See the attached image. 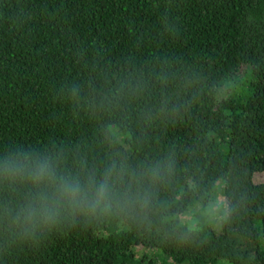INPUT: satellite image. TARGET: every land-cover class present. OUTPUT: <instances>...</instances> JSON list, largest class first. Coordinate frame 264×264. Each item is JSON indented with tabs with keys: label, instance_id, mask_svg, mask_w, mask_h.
<instances>
[{
	"label": "trees",
	"instance_id": "trees-1",
	"mask_svg": "<svg viewBox=\"0 0 264 264\" xmlns=\"http://www.w3.org/2000/svg\"><path fill=\"white\" fill-rule=\"evenodd\" d=\"M260 173L264 0H0V264H264Z\"/></svg>",
	"mask_w": 264,
	"mask_h": 264
},
{
	"label": "rangeland",
	"instance_id": "rangeland-1",
	"mask_svg": "<svg viewBox=\"0 0 264 264\" xmlns=\"http://www.w3.org/2000/svg\"><path fill=\"white\" fill-rule=\"evenodd\" d=\"M254 182L256 183H264V173L256 174L254 176ZM224 199L220 195L216 198L215 202L210 204V208L208 209V213L211 215H219L220 212L224 211ZM182 221L186 223L188 226H194L195 225V219L192 216V213L186 212L181 217Z\"/></svg>",
	"mask_w": 264,
	"mask_h": 264
}]
</instances>
